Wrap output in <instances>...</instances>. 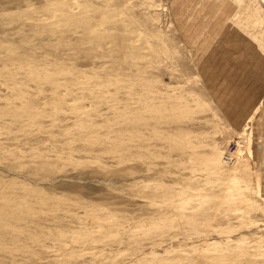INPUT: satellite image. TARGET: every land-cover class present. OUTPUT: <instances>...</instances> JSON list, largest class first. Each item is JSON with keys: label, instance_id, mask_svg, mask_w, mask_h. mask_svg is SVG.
<instances>
[{"label": "rangeland", "instance_id": "rangeland-1", "mask_svg": "<svg viewBox=\"0 0 264 264\" xmlns=\"http://www.w3.org/2000/svg\"><path fill=\"white\" fill-rule=\"evenodd\" d=\"M0 264H264L260 0H0Z\"/></svg>", "mask_w": 264, "mask_h": 264}, {"label": "snow or ice", "instance_id": "snow-or-ice-1", "mask_svg": "<svg viewBox=\"0 0 264 264\" xmlns=\"http://www.w3.org/2000/svg\"><path fill=\"white\" fill-rule=\"evenodd\" d=\"M219 47L222 50V55L231 57L232 55H236L237 53L232 50V41L226 37H221L219 42Z\"/></svg>", "mask_w": 264, "mask_h": 264}, {"label": "bare ground", "instance_id": "bare-ground-1", "mask_svg": "<svg viewBox=\"0 0 264 264\" xmlns=\"http://www.w3.org/2000/svg\"><path fill=\"white\" fill-rule=\"evenodd\" d=\"M261 6L264 5V0H260Z\"/></svg>", "mask_w": 264, "mask_h": 264}]
</instances>
